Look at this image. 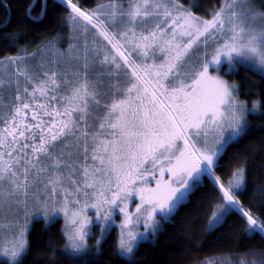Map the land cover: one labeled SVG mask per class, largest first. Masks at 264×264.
I'll return each instance as SVG.
<instances>
[{
    "label": "snow or ice",
    "instance_id": "obj_1",
    "mask_svg": "<svg viewBox=\"0 0 264 264\" xmlns=\"http://www.w3.org/2000/svg\"><path fill=\"white\" fill-rule=\"evenodd\" d=\"M61 5L66 50L49 41L29 53L6 34L17 54L0 58L4 264H25L30 218L48 227L61 214L66 264H98L117 214L115 254L138 264L140 246L174 222L205 180L218 194L215 203L206 198L205 231L231 229L239 219L243 239L264 240V185L252 193L261 197L258 214L241 200L249 195L248 157L229 158L238 163L226 180L217 173L228 149L248 136V117L264 118V99H240V86L225 78L243 68L264 80V9L254 0H220L205 17L181 0ZM34 8L29 0V18ZM39 11L45 15L46 6ZM204 207L197 203L186 223L197 224ZM94 228L99 238L90 245ZM186 232L191 247L195 228ZM46 246L57 251L52 240ZM189 264H264V249Z\"/></svg>",
    "mask_w": 264,
    "mask_h": 264
},
{
    "label": "trees",
    "instance_id": "obj_2",
    "mask_svg": "<svg viewBox=\"0 0 264 264\" xmlns=\"http://www.w3.org/2000/svg\"><path fill=\"white\" fill-rule=\"evenodd\" d=\"M102 0H79V3L87 9L94 8ZM187 6L193 4V8L198 15L207 17L214 5L218 6L220 0H181ZM260 8L264 9V0H254ZM36 8L32 10L29 18L26 15V5L29 0H0V58L6 55H16L17 47L12 46L6 34H11L13 38L18 37L19 45L26 48L31 53L38 48L42 49L54 41L60 49H67L69 27L64 23L67 9L56 0H31ZM46 6V14L41 15L39 9ZM7 21L5 24L4 22ZM230 82H236L240 86V98L249 102L257 99H264V80L255 73L248 72L241 68L238 73L226 76ZM251 105V103H249ZM264 111V108L261 109ZM250 131L247 137L239 143L230 147L221 161L224 164L222 169H217L222 180H226L231 174V169L237 163L229 164V158L236 154L243 153L248 157L247 179H248V198L244 196L241 200L246 206H252L257 214L260 208L261 197L257 194L252 196L257 185H264V118L257 115L249 116ZM205 187L200 188L193 196L192 203L174 217V222L165 226L166 230L158 233L155 240L144 243L137 252L138 264H189L191 260H202L205 257L223 255L233 252H244L247 249H264V240L259 236L254 239H243L246 225L242 220L235 219L234 227L229 228L225 225L215 234L209 235L205 231V223L211 215V207L207 197L212 196L210 203L217 202L212 193L211 184L205 180ZM203 203L204 210L196 219L197 224L186 223L189 214L195 211V205ZM234 219V218H232ZM28 234L30 254L25 264H66L64 257L59 249L63 247L64 238L62 229L64 227L61 220L49 223L45 227V222L37 219L30 225ZM195 228V235L191 247H185L187 236L186 229ZM90 238L89 244H94L98 237ZM117 227L114 226L111 234L107 237V242H102V254L98 264H122L121 259L116 256L113 245L117 238ZM52 240L57 251L53 254L52 250L46 246V241ZM94 248L90 249V254L95 253Z\"/></svg>",
    "mask_w": 264,
    "mask_h": 264
},
{
    "label": "rangeland",
    "instance_id": "obj_3",
    "mask_svg": "<svg viewBox=\"0 0 264 264\" xmlns=\"http://www.w3.org/2000/svg\"><path fill=\"white\" fill-rule=\"evenodd\" d=\"M58 3H60L61 4V0H56ZM108 2V0H102L100 3H107ZM256 4V3H255ZM257 5V4H256ZM259 7V6H258ZM95 8V7H94ZM94 8H91V9H94ZM69 27V26H68ZM69 30H70V27H69ZM69 39H70V34H69V36H68V39H67V41H68V45H69ZM67 48H68V46H67ZM2 71H3V69H2V67H0V73H2ZM221 75H223V73H220ZM226 78V77H225ZM227 79V78H226ZM228 80V79H227ZM241 99V98H240ZM249 107H251V105H249ZM248 120H249V117H248ZM165 178H167V173L165 174ZM153 186H154V184H153ZM134 202H138V200H136L135 198H134ZM134 209V203L132 204V205H130V210H133ZM89 215H94V212L92 211V210H90L89 211ZM37 219H40V220H42V221H44V219L42 218V217H40V216H35V217H32V218H30V221H29V227H31L30 225L34 222V220H37ZM61 220L62 221V223H63V225H64V220H63V216H62V214L60 215V216H58L54 221H56V220ZM122 219V217L119 215V214H117L116 215V218H115V225L114 226H116L117 227V231H119V228H118V225H119V222H120V220ZM45 222V221H44ZM50 223H52V222H50ZM113 226V227H114ZM93 231L95 232V233H97L98 234V237L97 238H99V230L97 229V228H94L93 229ZM141 231H143V228L141 227ZM158 234V233H157ZM2 235H3V233L2 232H0V238H2ZM95 236H96V234H95ZM94 236V237H95ZM157 236V235H156ZM93 237V238H94ZM96 238V239H97ZM155 240V239H154ZM153 240V241H154ZM89 241H90V239H89ZM94 241H95V239H94ZM0 264H4V258H2V257H0Z\"/></svg>",
    "mask_w": 264,
    "mask_h": 264
}]
</instances>
